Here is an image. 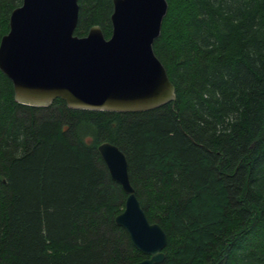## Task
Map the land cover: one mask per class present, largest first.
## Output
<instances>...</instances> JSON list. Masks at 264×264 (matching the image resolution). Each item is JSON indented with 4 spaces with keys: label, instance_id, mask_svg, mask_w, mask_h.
Masks as SVG:
<instances>
[{
    "label": "trees",
    "instance_id": "16d2710c",
    "mask_svg": "<svg viewBox=\"0 0 264 264\" xmlns=\"http://www.w3.org/2000/svg\"><path fill=\"white\" fill-rule=\"evenodd\" d=\"M21 0H0V37ZM151 49L174 99L136 112L13 99L0 72V264H133L125 193L97 152L123 154L157 264H264V0H165ZM73 34L111 33L112 0H76Z\"/></svg>",
    "mask_w": 264,
    "mask_h": 264
},
{
    "label": "water",
    "instance_id": "95a60500",
    "mask_svg": "<svg viewBox=\"0 0 264 264\" xmlns=\"http://www.w3.org/2000/svg\"><path fill=\"white\" fill-rule=\"evenodd\" d=\"M165 10V0H112L109 37L97 26L78 37L76 0H21L0 37V72L11 82L14 101L47 106L60 98L71 109L111 112L145 111L172 101L173 86L151 49ZM96 149L126 195L114 222L148 255L133 264L159 263L165 234L147 221L124 154L107 141Z\"/></svg>",
    "mask_w": 264,
    "mask_h": 264
}]
</instances>
